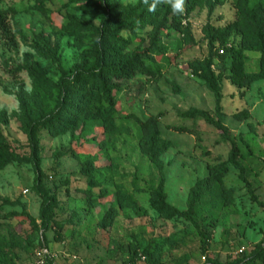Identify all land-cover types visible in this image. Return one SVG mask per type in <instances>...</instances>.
I'll return each mask as SVG.
<instances>
[{"label":"rangeland","instance_id":"1","mask_svg":"<svg viewBox=\"0 0 264 264\" xmlns=\"http://www.w3.org/2000/svg\"><path fill=\"white\" fill-rule=\"evenodd\" d=\"M139 1L120 0L125 6ZM257 2L250 0V7ZM44 3L45 11L39 13L34 0H0V13L8 14L12 41L0 34V134L15 154L30 157L35 153L37 159L34 166L13 164L0 171V251L10 264H28L43 239L55 264H127L131 260L135 264H208L207 260L231 264L241 248L248 256L264 239V209L251 201L238 172H228L224 185L234 189V202L221 210L203 252L190 224L167 221L149 208L147 192L157 187L159 176L138 146V122L160 115V136L171 143L162 157L168 169L166 201L180 212L186 210L189 189L206 176L207 166L227 161L230 144L221 133L202 120L182 115L196 109L215 116V97L199 73H194V66L209 58L203 29L224 28L235 20L232 0H205L201 10L182 20L184 34H160V47L166 51L154 58L160 75L155 80L138 75L126 92L115 95L119 135L109 138L95 127L77 128L59 137L40 132L32 153L24 134L21 99L23 95L30 98L35 116L36 104L51 110L54 104L45 94H33L28 71L56 82L61 71L78 69L84 52L93 46L92 35L104 13L96 9L99 0ZM218 53L223 55L221 50ZM246 57V73H258V54L246 53ZM13 67L21 69L17 78L9 74ZM211 68L221 78V123L238 144L246 183L264 204V81L239 89L228 80L225 60H215ZM244 112L247 119L235 118ZM102 141L108 147L101 148ZM43 196L54 199L57 224L47 233L39 230ZM108 213L111 217L105 221ZM145 249L155 255L140 260Z\"/></svg>","mask_w":264,"mask_h":264},{"label":"trees","instance_id":"2","mask_svg":"<svg viewBox=\"0 0 264 264\" xmlns=\"http://www.w3.org/2000/svg\"><path fill=\"white\" fill-rule=\"evenodd\" d=\"M34 1L36 2L34 10L43 13L44 0ZM69 1L72 2V0ZM99 2L103 8L99 5L96 9L104 12L101 24L92 35L93 46L91 50L84 52V61L78 69L72 73L61 71L56 82L33 74L31 70L28 71L33 94H45L51 97L54 104L52 110L46 105L36 104L37 115L35 116L30 110L33 106L30 98L23 95L21 99L25 115L24 134L32 147V153L37 149L40 132L59 137L77 128L87 130L95 127L109 138L119 135L122 131L116 123V107L118 106L116 93L126 92L128 90L126 86L138 75L155 80L160 75V68L154 62V58L166 53L165 49L160 47V34L165 31L170 34H184L182 20L191 13L201 10L205 5V0H184L183 13H173L171 5L164 0H148L147 3L140 0L134 6H125L120 0H99ZM232 2L235 8V20L224 28L214 29L206 26L203 29L209 58L194 66V73H199L200 79L215 97V116L212 117L196 109H189L182 115L185 119L202 120L214 127L230 144V151L227 161L208 165L206 176L195 181L188 191L185 211H178L166 201L165 178L168 169L162 157L171 149V143L160 136L158 123L161 116L138 122L141 134L138 143L139 151L157 169L159 176L157 187L147 192L149 208L167 221H185L190 224L201 239L203 252L206 251L211 240V231L219 222L221 210L234 202V189H226L224 185L230 169L238 172L237 177L244 184L251 201L258 208L264 209V204L257 199L250 185L246 183L238 144L230 139L228 129L221 123L222 115L219 110L221 78L215 75L211 68L215 60L218 62L225 60L229 65L228 80L239 89L264 81V0H259L253 7L249 5L250 0H232ZM154 3L155 10L150 11L149 8ZM7 17V13H0V34L3 39L11 43ZM83 31L87 30L83 29ZM220 50L223 52L222 56L218 53ZM246 53L258 54V73H246ZM148 62L149 65H146ZM20 70L19 67H13L9 74L12 78H17ZM235 118L244 120L248 118V115L244 112ZM240 143L247 146L243 140ZM100 147L105 148L108 145L102 141ZM13 164L34 166L37 164L35 153L30 157L15 154L0 134V171ZM87 174L89 175V170ZM53 200L46 196L42 198L38 220L39 230L43 233L55 230L57 227L53 221ZM109 216L110 213L104 220L107 221ZM34 228L37 229L36 226ZM42 248L47 249L44 239L38 249ZM245 252L231 264L256 262L264 264V239L246 257ZM141 255L144 259L145 257L153 258L155 252L151 253L145 249ZM141 255L136 258L140 259ZM135 261L128 262L135 264ZM207 262L218 264L208 260ZM0 263L10 264L7 256L1 251ZM46 264L55 263L49 256Z\"/></svg>","mask_w":264,"mask_h":264},{"label":"built area","instance_id":"3","mask_svg":"<svg viewBox=\"0 0 264 264\" xmlns=\"http://www.w3.org/2000/svg\"><path fill=\"white\" fill-rule=\"evenodd\" d=\"M243 252H245V249L241 248L235 253V256L240 255ZM32 256L33 257L28 264H46V259L49 256L51 257V254L49 253L47 249L42 248V249L35 250ZM140 260H144V258H141Z\"/></svg>","mask_w":264,"mask_h":264},{"label":"clouds","instance_id":"4","mask_svg":"<svg viewBox=\"0 0 264 264\" xmlns=\"http://www.w3.org/2000/svg\"><path fill=\"white\" fill-rule=\"evenodd\" d=\"M145 3L148 0H144ZM167 3L171 5V9L173 13H183L184 11V0H167ZM150 11L155 10V3L149 8Z\"/></svg>","mask_w":264,"mask_h":264}]
</instances>
